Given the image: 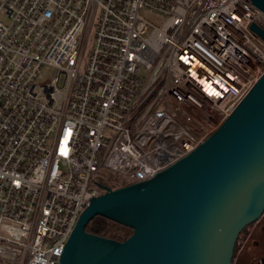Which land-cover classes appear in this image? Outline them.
<instances>
[{"label":"built area","instance_id":"1","mask_svg":"<svg viewBox=\"0 0 264 264\" xmlns=\"http://www.w3.org/2000/svg\"><path fill=\"white\" fill-rule=\"evenodd\" d=\"M252 24L250 0H0V264H57L108 174L215 132L264 74Z\"/></svg>","mask_w":264,"mask_h":264},{"label":"water","instance_id":"2","mask_svg":"<svg viewBox=\"0 0 264 264\" xmlns=\"http://www.w3.org/2000/svg\"><path fill=\"white\" fill-rule=\"evenodd\" d=\"M250 1L264 11V0ZM102 188L57 264H232L240 233L264 213V74L191 152L149 179ZM98 215L133 234L117 241L87 231Z\"/></svg>","mask_w":264,"mask_h":264},{"label":"trees","instance_id":"3","mask_svg":"<svg viewBox=\"0 0 264 264\" xmlns=\"http://www.w3.org/2000/svg\"><path fill=\"white\" fill-rule=\"evenodd\" d=\"M107 177L110 181L112 180V182H113L111 185L112 188H118V187L124 186L126 184H129V183L124 182L121 179V174H118V173L108 174ZM262 215L264 216V213ZM246 228H244L243 231ZM86 230L89 232L107 237V238L117 240V241H124L129 236H131L134 232L133 228H131L129 226H126L124 224H121L119 222L107 219V218L99 216V215L94 217L87 224ZM241 233H240V235H241ZM240 235H239L238 239L240 238ZM236 245H237V243H236ZM235 250H236V246H235L234 252H235Z\"/></svg>","mask_w":264,"mask_h":264},{"label":"rangeland","instance_id":"4","mask_svg":"<svg viewBox=\"0 0 264 264\" xmlns=\"http://www.w3.org/2000/svg\"><path fill=\"white\" fill-rule=\"evenodd\" d=\"M144 15L150 16L149 12L146 10H142ZM152 21L156 24H160L162 18L155 16L149 17ZM91 43L89 42L87 48H89ZM121 179L126 182L130 183L132 180L129 179L127 176L121 174ZM252 232V233H251ZM251 235L250 241L252 242V246L257 242L256 245V253L257 256L261 257V260H264V216L262 215L258 221L254 222L253 224L249 225L240 235V238L237 241L236 250L234 252V257L232 260V264H241L243 261V255L245 253V249L243 246L245 245V241H247L249 234ZM253 254V253H252ZM264 261H262L263 264Z\"/></svg>","mask_w":264,"mask_h":264},{"label":"flooded vegetation","instance_id":"5","mask_svg":"<svg viewBox=\"0 0 264 264\" xmlns=\"http://www.w3.org/2000/svg\"><path fill=\"white\" fill-rule=\"evenodd\" d=\"M251 233L249 234L248 239L247 241H245V245L243 246V249H245V253L243 255V262L241 264H262V261L264 260H261V257L257 256L255 249L257 242L254 244V246H252V242L250 241V237L252 235Z\"/></svg>","mask_w":264,"mask_h":264}]
</instances>
